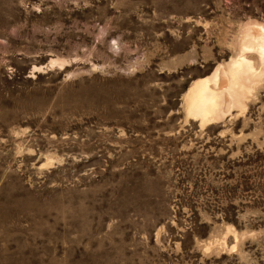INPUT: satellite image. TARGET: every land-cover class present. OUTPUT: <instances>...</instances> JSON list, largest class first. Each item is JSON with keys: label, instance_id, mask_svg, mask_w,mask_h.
Returning a JSON list of instances; mask_svg holds the SVG:
<instances>
[{"label": "rangeland", "instance_id": "1", "mask_svg": "<svg viewBox=\"0 0 264 264\" xmlns=\"http://www.w3.org/2000/svg\"><path fill=\"white\" fill-rule=\"evenodd\" d=\"M250 20L264 0H0V264H264V74L205 125L183 98Z\"/></svg>", "mask_w": 264, "mask_h": 264}, {"label": "bare ground", "instance_id": "2", "mask_svg": "<svg viewBox=\"0 0 264 264\" xmlns=\"http://www.w3.org/2000/svg\"><path fill=\"white\" fill-rule=\"evenodd\" d=\"M236 45L234 55L209 75L194 79L184 92L186 116L201 125L223 118L233 108L243 110L245 100L264 74V24L243 22Z\"/></svg>", "mask_w": 264, "mask_h": 264}]
</instances>
